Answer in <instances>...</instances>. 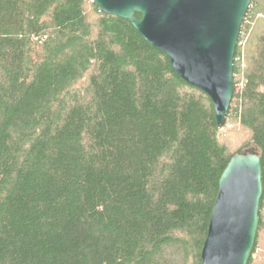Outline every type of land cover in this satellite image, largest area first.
<instances>
[{
	"label": "trees",
	"instance_id": "trees-1",
	"mask_svg": "<svg viewBox=\"0 0 264 264\" xmlns=\"http://www.w3.org/2000/svg\"><path fill=\"white\" fill-rule=\"evenodd\" d=\"M233 77L219 127L127 20L91 0H0V264H169L172 247L200 264L220 175L247 152L263 187L247 264H264V0Z\"/></svg>",
	"mask_w": 264,
	"mask_h": 264
},
{
	"label": "water",
	"instance_id": "water-1",
	"mask_svg": "<svg viewBox=\"0 0 264 264\" xmlns=\"http://www.w3.org/2000/svg\"><path fill=\"white\" fill-rule=\"evenodd\" d=\"M91 1L104 14L127 20L163 52L173 73L209 97L217 125H225L235 89V47L251 0ZM262 193L260 157L253 152L232 156L218 181L200 264L248 263Z\"/></svg>",
	"mask_w": 264,
	"mask_h": 264
},
{
	"label": "rangeland",
	"instance_id": "rangeland-1",
	"mask_svg": "<svg viewBox=\"0 0 264 264\" xmlns=\"http://www.w3.org/2000/svg\"><path fill=\"white\" fill-rule=\"evenodd\" d=\"M251 30L252 29H250V31ZM248 38H249V34H246L245 36L241 38V43H240L241 47L247 43ZM242 84L243 83H241V85ZM166 257H168L169 259V264H181L182 255L176 247H172L170 250V253L166 252Z\"/></svg>",
	"mask_w": 264,
	"mask_h": 264
}]
</instances>
